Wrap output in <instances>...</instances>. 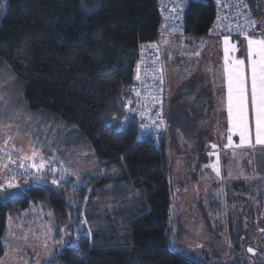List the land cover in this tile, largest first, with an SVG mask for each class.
I'll return each mask as SVG.
<instances>
[{"label":"trees","instance_id":"16d2710c","mask_svg":"<svg viewBox=\"0 0 264 264\" xmlns=\"http://www.w3.org/2000/svg\"><path fill=\"white\" fill-rule=\"evenodd\" d=\"M245 1L255 21L252 38L264 29V0ZM5 7L0 78L9 75L10 84L0 81V131L24 117L41 155L95 154L99 169L79 179L51 172L56 165L48 163L46 175L28 168L34 177L19 178L26 196L0 204V260L9 219L38 207L52 214L54 240L62 246L55 250L54 264H201L170 245L171 151L179 150V134L192 139L204 132L209 102L204 80L193 78L166 101L164 130L157 136H139L137 119L126 111L139 50L162 35L159 0H6ZM216 14L212 0L190 1L184 37L212 38ZM166 74L164 69L163 86L172 92ZM198 95V107L190 112L193 103L187 99ZM59 130L60 143L51 146ZM262 170L261 176L241 177L235 185L243 200H255L253 218L264 209ZM232 237L234 244L240 241L235 233ZM253 257L257 264L262 260Z\"/></svg>","mask_w":264,"mask_h":264},{"label":"rangeland","instance_id":"374dc122","mask_svg":"<svg viewBox=\"0 0 264 264\" xmlns=\"http://www.w3.org/2000/svg\"><path fill=\"white\" fill-rule=\"evenodd\" d=\"M260 22L264 25V18ZM260 34L259 38L264 39V29ZM225 37L212 36L210 39L196 40L164 33L160 36L155 44L159 47L158 54L167 56L166 62H163L167 73L172 79L175 76V82L171 81L172 92L196 76L201 77L202 67L207 68L208 60L209 67H213L212 59H216L218 53H224ZM181 77L182 80L179 79ZM9 80V75L2 76L1 85L8 86ZM198 98L199 95L187 99L195 100L190 112L196 109L194 106L198 105ZM28 123V119L23 117L15 126L0 131V186L3 188H9L8 184L11 183L12 187L19 186L25 190L19 178L34 177L28 171L25 173V168H33V162L37 165L42 161L44 165H56L57 174H70L79 179L99 169L95 154L71 153L65 155L64 159H58L60 157L56 155L52 158L44 157L35 148L38 139L34 140L33 132L28 130ZM47 131H44L46 137ZM227 132L224 128L220 130L218 142L210 134L214 133L213 129H204L201 133L199 131L200 134L197 133L192 139L178 135L179 150L171 151L174 177L170 219L173 235L170 245L201 264H232L243 258L247 259L248 264H257L253 256L261 257L258 264H264V252L259 251L264 248V209L257 207L253 218L250 213L255 200L250 197H246L247 201L243 200L244 194L235 187L240 178L245 177L241 172L239 158L243 152H231ZM52 137L51 146H57L62 138L60 130L53 132ZM33 154L34 161L24 159ZM12 162L18 167L11 166ZM20 164L24 168H20ZM47 170L43 167L44 172ZM245 178L249 179V176ZM52 218L50 212L33 207L22 218L9 219L4 239L5 255L0 264H54L55 250H61L62 246L54 240ZM231 223H234L232 230ZM234 233L240 238L236 244L232 239Z\"/></svg>","mask_w":264,"mask_h":264},{"label":"built area","instance_id":"2783aa9c","mask_svg":"<svg viewBox=\"0 0 264 264\" xmlns=\"http://www.w3.org/2000/svg\"><path fill=\"white\" fill-rule=\"evenodd\" d=\"M190 1L159 0L162 15L161 32L172 36L185 35V11ZM217 8L211 35L247 38L255 33V21L245 0H212ZM254 22V23H253ZM157 44L144 45L134 71L131 98L126 102L128 116L137 119L138 134L154 137L163 132L166 92L162 80L164 67ZM139 77V79H137ZM44 172L43 175H46Z\"/></svg>","mask_w":264,"mask_h":264},{"label":"crops","instance_id":"0c3cea01","mask_svg":"<svg viewBox=\"0 0 264 264\" xmlns=\"http://www.w3.org/2000/svg\"><path fill=\"white\" fill-rule=\"evenodd\" d=\"M6 5V4H5ZM4 7V8H3ZM5 6H4V0H0V20L2 18V12H4ZM261 33V32H260ZM258 33L257 36L252 38H244L242 40L236 41L230 38H223L224 41L227 39L228 44L223 45V47H228L229 52V60L228 64L232 63L233 59H240L245 61V75H246V95H247V108H248V120H249V134L248 138L245 140L243 144H241L239 133L230 131L232 125L231 120L228 115L227 111V73H226V63H225V52L222 55L218 53V56H216V59L213 60V66L212 68L209 67L208 61H207V68L205 66L202 67V75L201 78L204 80L202 88L206 92L207 100L208 102V115L202 124L203 129L212 130L214 133H210L213 138H217V142L220 140V130L224 128V130H227V142H230V145L232 147L233 154H236L237 151H242V155H240V162H241V172L244 174L245 177H255L261 176L263 174L264 169V152H260L258 149L260 147L263 148L262 151H264V143H257L256 142V133H255V106L252 102L251 97V83H250V63L252 59H258V57H253L249 55V46H248V40H261L259 36L261 35ZM230 43V44H229ZM232 46H235V50H232ZM224 51V48L223 50ZM221 58H220V57ZM162 63L167 60V56L162 55L161 56ZM208 59V58H207ZM164 69L167 70L166 66H164ZM209 67V69H208ZM200 68V67H199ZM198 68V70H199ZM218 75V76H217ZM197 77V76H196ZM217 77V78H216ZM166 78L169 79V81L175 82V76L174 79L171 78L169 74H166ZM182 80V77L179 78ZM177 87V86H176ZM168 89V88H167ZM177 88L171 93V91L168 89L166 91V97L167 101L173 99V97L177 96ZM175 95V96H172ZM194 97V96H192ZM195 100L191 101V103L194 104ZM198 107V106H194ZM181 135V134H180ZM182 136V135H181ZM229 136H231V140H229ZM183 137V136H182ZM264 138V137H262ZM261 153V154H260ZM243 157V159H242ZM252 169H249L252 167ZM244 177V178H245Z\"/></svg>","mask_w":264,"mask_h":264},{"label":"snow or ice","instance_id":"6c2138e0","mask_svg":"<svg viewBox=\"0 0 264 264\" xmlns=\"http://www.w3.org/2000/svg\"><path fill=\"white\" fill-rule=\"evenodd\" d=\"M254 23V22H253ZM225 44H228L227 39ZM249 55L258 57V59H252L250 63V83H251V97L255 106V133L256 142L264 143V39L261 40H248ZM232 50H235V46H232ZM225 63L227 73V111L231 120L230 131L238 132L241 144L245 142L249 134V120H248V108H247V95H246V75H245V61L240 59H233L231 64H228L229 48L226 46ZM139 79V77H137ZM231 140V136H229ZM212 147H216L213 145ZM24 159L35 160V154L32 157H24ZM33 168L43 169V161L37 165L35 162L31 165ZM20 168H24L23 164L19 165ZM25 168V173H27ZM51 172H55V169H50ZM52 184L56 185L57 181L52 180ZM10 183L8 187H12ZM3 187V186H0ZM251 251V249H249Z\"/></svg>","mask_w":264,"mask_h":264},{"label":"water","instance_id":"95a60500","mask_svg":"<svg viewBox=\"0 0 264 264\" xmlns=\"http://www.w3.org/2000/svg\"><path fill=\"white\" fill-rule=\"evenodd\" d=\"M25 196V190L19 186L11 188L0 187V204L15 203L22 200Z\"/></svg>","mask_w":264,"mask_h":264}]
</instances>
